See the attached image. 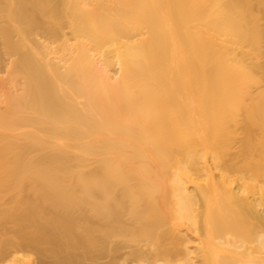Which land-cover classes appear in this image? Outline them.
Wrapping results in <instances>:
<instances>
[{"label":"bare ground","instance_id":"6f19581e","mask_svg":"<svg viewBox=\"0 0 264 264\" xmlns=\"http://www.w3.org/2000/svg\"><path fill=\"white\" fill-rule=\"evenodd\" d=\"M0 264H264V0H0Z\"/></svg>","mask_w":264,"mask_h":264},{"label":"rangeland","instance_id":"374dc122","mask_svg":"<svg viewBox=\"0 0 264 264\" xmlns=\"http://www.w3.org/2000/svg\"><path fill=\"white\" fill-rule=\"evenodd\" d=\"M0 74H1V75H5L6 73H5V72H3V71H1V72H0Z\"/></svg>","mask_w":264,"mask_h":264}]
</instances>
